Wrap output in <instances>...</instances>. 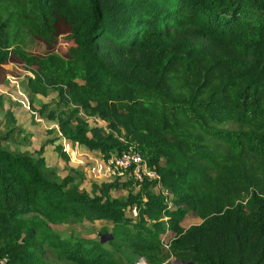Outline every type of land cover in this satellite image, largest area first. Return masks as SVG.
<instances>
[{
    "label": "trees",
    "instance_id": "trees-1",
    "mask_svg": "<svg viewBox=\"0 0 264 264\" xmlns=\"http://www.w3.org/2000/svg\"><path fill=\"white\" fill-rule=\"evenodd\" d=\"M59 23L65 54L27 49L33 37L54 44ZM11 59L30 70L32 96L55 92L38 112L65 141L105 159L132 146L159 179L87 189L77 168L60 175L0 144L6 264H45L46 247L80 264H264V171L242 162L264 161V0H0V64ZM54 150L69 161L61 143ZM190 213L201 221L183 227ZM99 220L97 237L75 230Z\"/></svg>",
    "mask_w": 264,
    "mask_h": 264
},
{
    "label": "rangeland",
    "instance_id": "rangeland-1",
    "mask_svg": "<svg viewBox=\"0 0 264 264\" xmlns=\"http://www.w3.org/2000/svg\"><path fill=\"white\" fill-rule=\"evenodd\" d=\"M67 35L68 26L63 23H59L58 35L56 36L54 44L50 45L38 37H33L31 41L28 42L27 49L36 55L44 54L50 50H55L65 54L67 47L71 44ZM4 69L5 74L8 76L1 78L3 80L0 81L1 145H4L11 150L32 153L35 156L42 155L45 158L47 165L56 169L60 175H64L67 172L68 166L77 168L84 175V182L82 186L87 189L90 188V183L92 182H106L114 179L115 177L121 180L134 178L128 173L117 175L109 174L105 158L98 151L89 149L78 142L68 143L67 140L65 141L63 137L59 135L60 133L58 131L57 122L55 120L48 119L44 114L38 112L42 103H48L47 109L53 107L52 101L56 97V94L55 92H52L47 96H32L25 87V77L31 73L29 69L25 68L23 64L17 63H12L11 67H4ZM22 101H27L29 103L28 109L25 108ZM8 112H10L14 117V122L12 123H7ZM93 122L95 123L96 121H90V123ZM97 123L102 124L99 120ZM12 127V136L6 139L1 138V136ZM47 139H54V141L49 142ZM65 142L68 143L69 146L64 145ZM57 143H61L63 145V149L69 156V161H64L54 150V145ZM207 143L213 150L221 153H226L227 151L222 144L216 142L215 140L207 139ZM41 150V154H37ZM242 162L244 163L243 166L245 170L248 172H255L257 169L264 171V161L252 155H244ZM120 192L124 193L126 190H121ZM117 193L119 192H114V194ZM168 197L170 199V193L168 194ZM169 205L174 206L171 202H169ZM128 213L132 214V211L130 210ZM200 221L201 219L198 216L190 213L181 221V225L183 227H187L191 224L199 223ZM104 224H106L104 220L94 222L84 221L77 223L75 225V230L84 237H97L99 229ZM57 227L61 228L62 226L59 225ZM172 236L173 232H171L169 236H166L164 240L169 243V239ZM42 257L45 264H80L67 258L58 257L49 247H46ZM135 258L136 262L133 264H148L143 256H136ZM161 264L189 263L180 261L175 259L173 256H170Z\"/></svg>",
    "mask_w": 264,
    "mask_h": 264
},
{
    "label": "built area",
    "instance_id": "built-area-1",
    "mask_svg": "<svg viewBox=\"0 0 264 264\" xmlns=\"http://www.w3.org/2000/svg\"><path fill=\"white\" fill-rule=\"evenodd\" d=\"M22 103L25 106V108L27 109L29 108V103L27 101H22ZM64 145L69 146V144L66 142L64 143ZM105 163L107 165L109 174L117 175V174L129 173L134 177V179L137 180H143L145 177L150 179H157V180L159 179V175L157 174V172L149 167L147 161L141 155V153L132 146L128 147L125 150H122L117 154L109 155L105 159ZM155 187L157 188V189L155 188L156 190H158L159 192H161L163 195L166 196V201L168 202L169 205V202L171 201L169 200V198H167L169 194L167 188H165L159 183H157ZM163 243H165V245L168 246V244H166L168 243L167 241L164 240ZM0 261L1 264H6L5 260L0 259Z\"/></svg>",
    "mask_w": 264,
    "mask_h": 264
},
{
    "label": "crops",
    "instance_id": "crops-1",
    "mask_svg": "<svg viewBox=\"0 0 264 264\" xmlns=\"http://www.w3.org/2000/svg\"><path fill=\"white\" fill-rule=\"evenodd\" d=\"M12 63H17V62L11 59V60H9V61L6 62V63L0 64V81L3 80V79H1V78L5 77V76H8V75L5 74V69H4V67H11V66H12ZM17 64H18V63H17ZM3 71H4V73H3ZM15 71H16V69H15Z\"/></svg>",
    "mask_w": 264,
    "mask_h": 264
},
{
    "label": "water",
    "instance_id": "water-1",
    "mask_svg": "<svg viewBox=\"0 0 264 264\" xmlns=\"http://www.w3.org/2000/svg\"><path fill=\"white\" fill-rule=\"evenodd\" d=\"M187 263H189V264H193V262H192V261H189V262H187Z\"/></svg>",
    "mask_w": 264,
    "mask_h": 264
}]
</instances>
